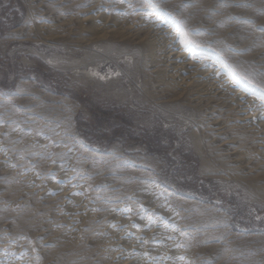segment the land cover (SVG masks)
I'll list each match as a JSON object with an SVG mask.
<instances>
[{
  "label": "rangeland",
  "instance_id": "1",
  "mask_svg": "<svg viewBox=\"0 0 264 264\" xmlns=\"http://www.w3.org/2000/svg\"><path fill=\"white\" fill-rule=\"evenodd\" d=\"M118 8L169 21L189 61L264 109V0H0V263L111 264L102 243L129 215L164 224L183 264H264L258 129L203 84L165 82L147 35L88 13ZM67 175L89 210L70 240Z\"/></svg>",
  "mask_w": 264,
  "mask_h": 264
},
{
  "label": "bare ground",
  "instance_id": "2",
  "mask_svg": "<svg viewBox=\"0 0 264 264\" xmlns=\"http://www.w3.org/2000/svg\"><path fill=\"white\" fill-rule=\"evenodd\" d=\"M88 13L91 14V19L95 22V25L101 29L106 28L123 33L136 32L147 35L152 44V48H154L158 54V56L157 54L156 56L160 58V61L163 64L162 66H164L163 73L166 77H163V80L168 82V84L170 83L184 87L191 86L195 82L203 84V87L201 88L202 95L215 96L218 101L235 107L238 113L237 119L241 124H244L249 128L258 129L257 131L260 139L259 146L261 152L264 154V109H258L257 104L251 101L249 95L243 92L244 90H240L241 88L239 89V85L237 86L234 80L226 75L227 73L223 72L217 67V65L216 67L205 69L195 62L189 61L187 52L182 47L180 36L174 30V26L169 21L152 15L150 17L147 16L148 18L144 17V19H139L141 18L139 17V20L134 18V20L137 21L132 22L130 20L129 12L123 8H118L117 11L112 12V16L99 13V11H96L95 9L90 10ZM1 161L3 164L8 163V160H5L2 156H0V162ZM60 180L63 182V185L58 187V193L63 196L62 198L69 199L68 210L64 216H67V230L65 236H67V240H70L77 234L80 225L88 217L89 210L86 198L83 195H79L80 192L75 186L76 184L73 185L71 182V176L67 175L62 179L60 178ZM36 182L37 180L34 181L32 186L36 187ZM47 186L48 185H46V187ZM49 187L50 186H48V188ZM46 190L47 189H45V191ZM132 221L134 222L132 216L128 215L126 218L118 216L117 220L115 219V222L113 223L112 232L108 235L107 240L105 241L106 243H102V245H109L113 251L111 264H183V262L179 260L182 257L180 258V253L176 251V244L169 237V232L163 230L164 224L162 225L161 222L153 220L150 221L146 227H142L137 223V226L134 227L135 225H132ZM143 231L147 233H141ZM148 237H158V241L162 242V248L160 249L158 246L159 249L156 252H146L143 248V243ZM0 264L28 263H26L22 254L21 256L14 254L5 258Z\"/></svg>",
  "mask_w": 264,
  "mask_h": 264
},
{
  "label": "snow or ice",
  "instance_id": "3",
  "mask_svg": "<svg viewBox=\"0 0 264 264\" xmlns=\"http://www.w3.org/2000/svg\"><path fill=\"white\" fill-rule=\"evenodd\" d=\"M183 35H187V33L185 32Z\"/></svg>",
  "mask_w": 264,
  "mask_h": 264
}]
</instances>
